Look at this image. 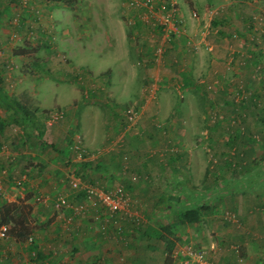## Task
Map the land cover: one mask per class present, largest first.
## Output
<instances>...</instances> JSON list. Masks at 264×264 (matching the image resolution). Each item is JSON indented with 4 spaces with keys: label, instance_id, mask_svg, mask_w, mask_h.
<instances>
[{
    "label": "rangeland",
    "instance_id": "obj_1",
    "mask_svg": "<svg viewBox=\"0 0 264 264\" xmlns=\"http://www.w3.org/2000/svg\"><path fill=\"white\" fill-rule=\"evenodd\" d=\"M239 15L254 18L246 42L260 49L256 63L252 52L235 50L244 42L238 36ZM259 30L264 31V0H72L70 7L57 0H0L2 84L34 112L42 139L54 145L42 148L29 122L11 121L12 111L0 103V119L8 123L0 130V203L24 199L33 226L22 247L0 236V264H72L81 248L73 250L70 243L91 244L89 236L100 242L84 264H108L101 241L113 246L105 253H114V264H132L122 245L129 239L146 244L149 238L137 232L146 230L150 220L163 243L148 264H198L189 251H202L210 264L204 249L182 237L189 231L178 221L177 210L188 201L182 204L179 196L174 211L160 207L162 213L152 219L153 197L140 196L127 181L156 187L169 181L172 158L187 168L199 155L210 176L225 175L217 181L222 191L237 187L264 196V157L245 165L247 154L226 148L221 168L216 134L203 133L208 126L227 125L226 116L232 115L228 125L241 127L239 136L251 137L241 131L252 125L262 131L254 132V139H264V90L238 75L248 65L264 72V33ZM19 48L26 54L17 55ZM208 62L215 74H207ZM226 146L234 147L233 139ZM106 160L114 170L109 178L106 170L97 169ZM234 167L248 179L236 180ZM189 168L194 172L193 164ZM74 179L78 188L70 183ZM83 185L119 189L129 215L119 220L99 203H85ZM189 190L196 200L190 207L197 206L202 190ZM59 199L66 203L60 205ZM127 223L136 231L130 238L124 235ZM30 242L36 244L33 250ZM54 242L66 246L60 258ZM161 246L171 247L170 263Z\"/></svg>",
    "mask_w": 264,
    "mask_h": 264
},
{
    "label": "crops",
    "instance_id": "obj_2",
    "mask_svg": "<svg viewBox=\"0 0 264 264\" xmlns=\"http://www.w3.org/2000/svg\"><path fill=\"white\" fill-rule=\"evenodd\" d=\"M240 4L243 5L244 3L240 2ZM251 5L252 4H249V6ZM251 9L255 10V8H252V6ZM222 17L224 20L230 19V17L225 16V14H222ZM247 20H249V24L245 25ZM239 22H241V26L240 28H237L238 36L240 38L243 37L244 42L240 40L241 42L239 41L237 45L238 48H236L235 50L241 51L243 49L246 52L256 51L257 48L254 46V43L253 46L251 45L249 47L248 43L245 42L248 38L247 32L250 31V29L252 30V16L248 15L247 18L240 16ZM237 24L239 26V23ZM257 32L259 33L260 30ZM251 37L252 36H250V38ZM259 50L256 51V53H258L260 56ZM208 64L205 66V69H207V74H215V71L211 72L214 65L210 62H208ZM219 69H222V67L220 66ZM244 69L246 70L240 71L238 75L242 76L246 82L248 80L252 87L258 88L259 86L260 90H264V82H262V84L258 83L260 81H264L263 77H260V74L264 72H254L251 67H246ZM262 96L264 97L263 94ZM252 103L253 105H256L255 102ZM228 116L231 117L232 115L226 116L225 121L227 125H223V123L219 125H212L208 126V128L203 131V133H206L207 131V133L216 134L214 135V146L216 148V153L221 158V160L220 158H218V161H221V168L223 167L225 160V158H223L222 151H224V149L226 148L231 149V154L233 152L234 155H236L237 153L247 154L245 165L248 164V161L253 162L259 156L264 157V139H254V132L262 131H259L255 126L246 125L243 126L244 130L241 132H249L250 134H252L251 137L243 135L239 136L237 129H240L241 127L228 125V122L230 120L227 119ZM242 116L248 117L249 115L246 111H244L242 112ZM257 116L259 117V115ZM187 117H190V115H187ZM169 129L170 127H168V130ZM146 131L151 133L150 130L148 131L146 129ZM182 133L183 132H181V134ZM156 137L157 135H154L151 138L155 141L157 140ZM252 137L253 140H251ZM231 139H233L234 141V147L229 148L226 146V144L230 142ZM134 149L139 150L138 147H135ZM170 161L173 165L169 181L165 180L164 183H158L156 187H151L147 184H139L137 182L131 183L130 181H127L128 184L132 185L135 190H137L140 196H144V198L153 197V203L149 210V215L152 217V219L154 218V216H160V213H162V210H160V207H162V205L159 204V200L162 197L165 196L166 198H168V201L171 202V205L168 204L169 207L166 209L167 212H171L174 211V208L176 209L175 203L180 199L179 196L183 198V201H181L182 204H186L187 201L188 203L186 204V206L194 204L196 200L192 197L189 188H192V186L200 187L202 191H198V193L201 194V201H197V206L200 205L204 208L199 214L198 221L183 223L187 225L186 228L189 233L188 235H186V233H183L182 237L185 239H188L189 237L190 241L193 242L194 245L198 246V248L200 249H204L207 255L206 260L210 264H264V196L260 198V193L258 192L255 193V191H245L237 187H234L232 192L222 191L224 190L221 186L222 183H219L221 182L222 177L224 179L225 175L223 174L221 176V179L213 178L212 176H210L207 165L203 163L199 155L196 158V161L191 163V160H189V166L187 165V168L179 166L178 162L174 158H172ZM110 162L111 161L108 162L106 160L103 163L102 167L103 170H106L108 172V178L114 175V170H112ZM191 164H193L194 172H192L189 168ZM165 165H167V162H165ZM137 167L141 168V166ZM235 168L236 167L233 168V176L236 178V180L243 181L248 179V176L242 170L238 171ZM219 175H221V173ZM218 180H220V182H217ZM174 184L177 185L178 188H176ZM202 184H204V187H207L206 190L204 187H202ZM220 191L222 192L219 193ZM175 193L177 194L175 195ZM210 197L214 198L215 200L211 201ZM226 211L233 213L235 215V220H228L227 218H225L224 212ZM145 226H147V229L142 232H137V235L149 238L146 244L137 242L138 239H129L128 243L124 242L125 244L127 243L126 245H122V248H124L126 252L129 251L127 252V254L129 255L128 259L132 261V264H135V262L136 264H148V262H150L149 257H156V253H158L156 249H158L159 247V242L163 243L161 238L159 237V229L157 230L158 226L155 224L154 220H150L149 222L147 221V224ZM132 227L134 226H132L131 223L124 224V235L128 238H130L129 236L132 235V233L136 232L132 230ZM150 233L153 234L150 235L152 237H149ZM89 237H91L93 241V243L91 242V244H81V242L70 243L74 244L71 246V249L73 250L81 248V250L76 251L77 261H72V264H84V260H87L91 256H94V254H96L97 251L95 250V247H97L96 245L100 241L98 239H95V237L93 236ZM52 245L55 250L58 249L59 251L58 258H60L61 255H64L63 251L66 250V246L64 247V243L54 242ZM101 245L102 247L100 248V250L102 251V259L106 260V263L108 262V264H114L115 257H110L113 256L114 253H105V250L113 246L104 247L103 241H101ZM85 247H87L88 250H86ZM160 248H162V246ZM116 250L117 247H115V251ZM118 250H120L119 247ZM161 252L164 256H174L172 251L168 252L167 248L166 250L162 248ZM15 256L16 258L18 257L16 260L17 262L20 263L21 261H23L18 254H16ZM165 259L166 257H164V260ZM170 264H174L172 260Z\"/></svg>",
    "mask_w": 264,
    "mask_h": 264
},
{
    "label": "trees",
    "instance_id": "obj_3",
    "mask_svg": "<svg viewBox=\"0 0 264 264\" xmlns=\"http://www.w3.org/2000/svg\"><path fill=\"white\" fill-rule=\"evenodd\" d=\"M60 4L62 3L63 5L70 7L72 0H57ZM58 4V3H56ZM251 19V18H250ZM249 19V20H250ZM252 18V22H253ZM249 20L247 22L249 23ZM257 32V31H255ZM260 33H264V31L260 30ZM246 42V41H245ZM26 50L23 49H18L15 51V53L25 55ZM252 57L256 54V51L252 52ZM255 57H253L252 62L254 61L255 63L257 62ZM244 57V55H243ZM247 58V57H246ZM249 60V58L247 59ZM243 63H245V59L243 60ZM248 64V63H247ZM250 67V65H248ZM250 102H254L252 100V97L249 99ZM0 103L4 104L6 108L12 111V115L10 120L19 123V120L22 119L24 122H29L31 127L33 128L35 136L39 138L40 145L42 148H47L51 147L54 148L53 144H48L42 139L43 132L41 129H39L34 120V112L28 109L21 101H19L17 98L11 96L8 94L6 89L4 88L2 84V78L0 76ZM7 121L0 119V130H2L8 123ZM87 164V163H85ZM103 167V166H102ZM100 164H97V169H102ZM28 199V198H25ZM159 204L164 207V209H167L169 206L168 204L171 205V202L168 201V198L165 196L162 197L159 200ZM203 206H184L178 210L177 216H178V221L180 223H191V222H196L198 221L199 214L203 210ZM31 213V206L29 203L25 202L24 199L20 201H4L3 203H0V228L2 226L6 227L5 230V235L7 236L5 239L11 238L12 242L19 245L23 246L24 242L30 237L32 231H33V226L30 223L29 216ZM30 249L33 250L36 248V244L33 242L29 243ZM29 249V250H30ZM168 252L171 251V247H167ZM37 256L39 259L44 258V255L42 254L41 251H38ZM166 259L168 263H170V256L167 255Z\"/></svg>",
    "mask_w": 264,
    "mask_h": 264
},
{
    "label": "built area",
    "instance_id": "obj_4",
    "mask_svg": "<svg viewBox=\"0 0 264 264\" xmlns=\"http://www.w3.org/2000/svg\"><path fill=\"white\" fill-rule=\"evenodd\" d=\"M165 21L169 22V18L166 19ZM70 183L73 188H78L79 186V180L77 179L72 180ZM82 189L84 190L85 203H89V204L99 203L102 207L106 209L110 217L113 216V217H117V219L119 220H123L125 219V215H129L125 205L127 199L119 189L113 191H104L92 185L91 186L83 185ZM65 203L66 202L64 199H59L60 205H63ZM224 216L228 220H235V215L231 212L228 211L224 212ZM5 230H6L5 226H2L0 228V236L3 238L7 237L5 235ZM188 253L192 255L193 261H196L198 264H206V262L204 261V253L202 251H189Z\"/></svg>",
    "mask_w": 264,
    "mask_h": 264
}]
</instances>
